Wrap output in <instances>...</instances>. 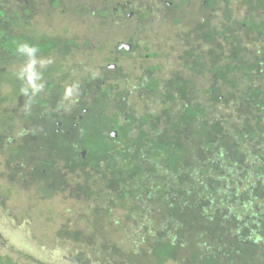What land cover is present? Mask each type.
Returning <instances> with one entry per match:
<instances>
[{"label":"trees","instance_id":"trees-1","mask_svg":"<svg viewBox=\"0 0 264 264\" xmlns=\"http://www.w3.org/2000/svg\"><path fill=\"white\" fill-rule=\"evenodd\" d=\"M40 1L0 0V205L8 208L13 190L48 211L39 221L53 230L40 239L49 242L28 251L54 245L62 262L16 251L0 253V264H264V0L203 5L206 19L195 25L219 15L247 37L217 54L197 88L182 74L160 84L146 55L161 47L136 41L131 7L120 24L111 8L100 19L86 14L101 32L111 22L124 28L134 45L77 81L65 63L93 61L83 54L93 41L54 26L63 8L71 15L77 6L52 0L46 25Z\"/></svg>","mask_w":264,"mask_h":264},{"label":"flooded vegetation","instance_id":"flooded-vegetation-1","mask_svg":"<svg viewBox=\"0 0 264 264\" xmlns=\"http://www.w3.org/2000/svg\"><path fill=\"white\" fill-rule=\"evenodd\" d=\"M95 1L98 2V0ZM109 1L112 0H108V2ZM156 3H159V6ZM152 4L153 7L151 8ZM167 4L172 6L173 0H148V3L143 9H136L134 4L130 6L131 2L127 1L124 4H118V8L112 7L110 10L113 9L117 13L116 23L120 24V19L125 18L122 16V11H128L131 7V11L126 15L128 19H134L135 29L139 31L132 32L136 41L146 40V37H149L152 38L154 42H158V46L161 47L162 51L160 56L152 55L150 59L148 54L146 57L149 60V66H157V70L153 73L160 79V84L165 83L168 77L174 76L175 74H182L183 78H185V75L186 77L192 78L193 83H196L193 88H197L198 80L202 77L204 78V76L212 70L214 72L217 65L220 64L216 59L217 54L220 52L222 55L229 46L228 43L238 38L241 40L244 39L245 42L244 40L243 42L246 44L247 35L244 37V34L239 35L240 33L238 32L233 33L232 30L227 27H230L235 21L226 20V22L225 19L223 20L219 15L213 16L207 28L206 26L195 25L199 20L203 21V19H206V12H203V5H208L207 0H192V2L189 5H185L184 8H178L177 5L168 8ZM82 9L90 10L98 19L104 17L102 13L105 11L109 12L107 0H102L96 7L86 5L82 7L81 10ZM149 9L150 11H148ZM146 12L149 16L147 21L140 17V15H144ZM73 13L76 15L79 14L78 10ZM209 13L207 14L210 17L212 12L210 11ZM142 25L144 27V32L150 29L151 31L154 30V33L151 35L144 34L141 28ZM222 25L224 26L222 27L223 30H220L222 28H217ZM145 27L148 28L145 30ZM241 27L244 29L245 24ZM224 28H226L228 35L223 36L218 33L219 31H224ZM253 35H255V32H252L249 37L251 38ZM227 36L230 37V40L227 39ZM164 37L165 39H163ZM168 40L172 42L175 41L179 50L170 47V42H168ZM123 43L128 44L130 48H119V45H121V43H119L117 45V51L120 52L124 49L131 51L133 49L134 43ZM52 56L54 61L55 55L52 54ZM131 62L135 64L136 58L133 59L132 56ZM109 67L114 70L116 64L109 65ZM134 69L138 70L136 66H134Z\"/></svg>","mask_w":264,"mask_h":264},{"label":"rangeland","instance_id":"rangeland-1","mask_svg":"<svg viewBox=\"0 0 264 264\" xmlns=\"http://www.w3.org/2000/svg\"><path fill=\"white\" fill-rule=\"evenodd\" d=\"M51 1L52 0H43L44 4L41 3V1L39 2V6L42 5L45 8L44 11L39 14V19L40 21L45 22L46 25L48 24V21H50L46 11L48 10V7H50ZM127 1H130L132 3V0H112L111 2H107V6L108 8H112L118 3H123ZM133 1L137 8L144 6L145 0ZM101 2L102 0H98V2H96L95 0H72V4L70 5V7L68 6V8L65 9L70 10L69 8H74L77 6L79 14L76 15L72 13L71 15H69L64 11L63 8L57 15V20L54 25L56 26V32L58 31L60 34L66 35L67 38H69L70 40H76L80 44L85 43L88 39L93 41L90 45L84 47L83 49V54H88L89 51H91L90 55L94 56L93 61H90L89 57L87 56L85 57V61L65 63L66 67H70L65 69L66 74L70 73L72 68L74 71L73 77L77 78V81H83V75H99L100 71L104 69L103 65L108 63V60H114L116 59V57H118V55H123L117 51V45L121 43V45H119V48H123L122 45H125V43H123L125 42L123 40V32L125 31L124 28H117V26L112 24L111 22L104 26L103 28L105 30L101 32L95 29L94 26H92L94 24V18L92 16H86V14L91 13V11L83 9L81 10L80 8V6L84 7L86 5L96 7ZM63 11L64 14H61ZM66 28H70L67 34L64 32ZM93 32H96V36H92ZM152 33H154V30H152ZM86 34H89V36H86ZM163 39H165V37ZM168 42H170V47L179 50L178 46L175 44V41L172 42L171 40H168ZM155 44H158V42H155ZM59 60L63 61V59L61 58H59ZM144 66L146 65L144 64ZM135 84L136 82L134 81V78L131 79L128 88L133 89L132 87ZM71 87V92L67 93V97H69V100H71V103H73L72 99L75 96L76 90L73 89V85H71ZM131 98L133 99V97ZM69 109L70 106L65 105V113H67ZM6 194H8L9 196L11 195L13 198L12 201L7 202L8 208H6L7 206H4L3 208L0 205V253H14L16 251H22L24 253L29 252L30 254L35 255L37 257L38 255H43L45 256V259L52 262H62L61 252L56 250L54 248V245L48 246L50 250H39V252L37 251L36 253H32L33 251H28L29 248L38 247L40 243L47 244L49 242H42L40 239L41 237L43 238L46 235L51 234L53 230L50 231L48 229V226L44 225L45 223L42 219V222L39 221L41 217H43L44 219L48 217V211H41L39 208L40 206L35 205V201L29 199L26 196L19 197L15 194L13 190H7ZM59 204L61 210L64 211L66 208L64 202L59 201ZM67 206L69 207L70 205L67 204ZM23 216L29 217L22 219ZM25 223L32 224L30 228L31 230L27 227V224ZM37 225L39 226V228L37 227ZM131 225L135 226L134 224Z\"/></svg>","mask_w":264,"mask_h":264},{"label":"water","instance_id":"water-1","mask_svg":"<svg viewBox=\"0 0 264 264\" xmlns=\"http://www.w3.org/2000/svg\"><path fill=\"white\" fill-rule=\"evenodd\" d=\"M124 46L127 47V48H130V46L128 44L122 45V47H124ZM115 135H116V133H115Z\"/></svg>","mask_w":264,"mask_h":264}]
</instances>
